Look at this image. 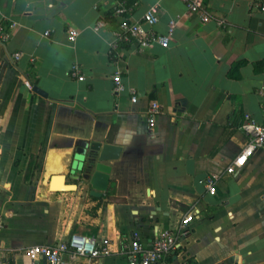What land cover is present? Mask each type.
I'll list each match as a JSON object with an SVG mask.
<instances>
[{"label":"crops","instance_id":"crops-1","mask_svg":"<svg viewBox=\"0 0 264 264\" xmlns=\"http://www.w3.org/2000/svg\"><path fill=\"white\" fill-rule=\"evenodd\" d=\"M117 1L0 0L9 33L0 43V264H48L32 263L23 250L72 234L106 238L109 253L66 255L67 264H128L123 245L133 233L150 243L186 215L181 250L161 264H264V149L225 173L246 143L245 116L260 121L261 0H203L206 23L180 0H129L133 19L156 6L153 29L166 35L170 21L175 28L166 47L129 43L112 55L114 23L99 32L93 26ZM74 65L82 81L71 75ZM153 101L160 114L150 129ZM91 142L123 148L101 197L68 172L75 149ZM55 175L75 188L51 190ZM213 175L211 195L202 181Z\"/></svg>","mask_w":264,"mask_h":264},{"label":"built area","instance_id":"built-area-1","mask_svg":"<svg viewBox=\"0 0 264 264\" xmlns=\"http://www.w3.org/2000/svg\"><path fill=\"white\" fill-rule=\"evenodd\" d=\"M180 1L185 5L187 11L190 14L197 15L201 22L206 23L211 20V16L203 0ZM134 8L135 4H129L127 0H118L112 7V17L116 20L112 29L109 30L112 22L106 20L104 17H99L93 26L94 32H99L103 29L111 31V54L120 52L121 47L129 43H134L139 50L148 49L154 43H158L162 47L167 46L169 36L175 28V23L173 21L169 22L166 35L158 34L153 29L158 20L157 7H149L140 19H133L132 14ZM258 11L264 13V0H261L258 5ZM224 24V20H216V25L224 26ZM68 33L69 40L74 42L77 37V32L70 30ZM8 39L9 33L0 24V43H4ZM18 57L19 54L14 55V59ZM78 74V66H72L71 75L79 81H82L83 76H79ZM114 83L115 93H120L124 90L119 74L115 76ZM130 93L131 102L135 103L137 95L134 91ZM257 94L261 99L260 121L258 122L250 116H245L241 129L245 133L246 143L236 159L225 168L226 174H234L245 165L256 151L264 149V83L258 89ZM159 114V104L156 101L151 102L146 115L147 124L150 129L155 125L156 118ZM218 179V176L213 175L202 181L209 194H215ZM191 219L190 215L184 216L175 232L164 231L159 236H155L150 243L143 244L139 234L133 233L130 241L123 245V253L127 257L128 264H161L171 254L179 253L182 246L181 240L186 234L183 226L188 224ZM109 243V240L106 238L96 239L90 236L72 234L67 240L59 241L56 244L27 247L23 250V253L32 263L43 259L48 264H67L65 261L66 255L70 256L71 259H95L106 256L109 253Z\"/></svg>","mask_w":264,"mask_h":264},{"label":"water","instance_id":"water-1","mask_svg":"<svg viewBox=\"0 0 264 264\" xmlns=\"http://www.w3.org/2000/svg\"><path fill=\"white\" fill-rule=\"evenodd\" d=\"M32 91L39 96L47 94L33 86ZM123 148L108 142H91L88 146L76 148L69 163V176L74 180L86 181L90 187V195L101 197L107 191L111 166L109 163L118 160ZM65 176L55 175L51 178V190H73L74 185H63Z\"/></svg>","mask_w":264,"mask_h":264},{"label":"trees","instance_id":"trees-1","mask_svg":"<svg viewBox=\"0 0 264 264\" xmlns=\"http://www.w3.org/2000/svg\"><path fill=\"white\" fill-rule=\"evenodd\" d=\"M127 2H128L129 4H130V3L132 4V2L129 1V0H127ZM134 9H135V8H134ZM133 12H134V11H133ZM104 18H105L106 20L111 21L112 23L116 22V20L112 17V8H111V10L105 12V14H104ZM241 64H242V63H237V64H235V65L232 66V68H231V70H230V72H229V77H230V78H232V79H238V78H239V76L236 75V73L238 72V69H239V67H240ZM259 65H261V71L264 72V62H263V64H259Z\"/></svg>","mask_w":264,"mask_h":264}]
</instances>
